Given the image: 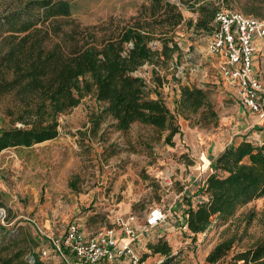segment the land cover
<instances>
[{"label": "rangeland", "instance_id": "1", "mask_svg": "<svg viewBox=\"0 0 264 264\" xmlns=\"http://www.w3.org/2000/svg\"><path fill=\"white\" fill-rule=\"evenodd\" d=\"M25 1L0 0V15ZM69 1L73 5L70 19L83 28H95L111 23L119 27L129 24L139 15L142 6L149 5L152 0ZM170 1L181 7L185 19L176 28L174 41L179 49L167 62L147 63L136 74L154 85L152 70L155 68L159 77L155 83L157 91L173 112L181 86L195 85L208 90L218 121L202 120L201 111L191 114L189 119L179 116L177 123L181 132L171 144L166 140L168 131H158L141 122L133 123L127 131H117L111 126L112 119L103 116L95 127L102 107L93 97H85L78 106L61 116L59 130L64 137L0 152V250L4 256L22 250V258L32 263V256L39 255L41 248L47 246L42 233L62 235L69 224L78 220L85 234L100 232L115 226V219L121 213L124 217L134 214L139 223H144L155 205H161L168 212L164 225L175 227L176 237L171 244L177 258H171L167 264H208L206 253L237 229L243 235L241 247L263 235L264 197L239 208L225 224L214 221L205 234H198L196 238L187 236L171 208L164 203L176 198L185 186L191 191L189 196L185 192L186 199L195 195L192 190L204 177L199 168L207 169L210 159L207 145L218 142L220 135L229 128L230 118L236 115L239 104L234 88L221 76L219 59L208 52L209 33L189 23L202 16L201 11H193L191 5L195 2V8L205 5L220 11L232 9L244 13L252 10L253 15L262 17L264 0ZM67 21H62L63 27L69 30L71 26ZM171 35L169 33L168 38ZM162 43L157 39L151 45L161 50ZM259 53L264 56L263 50ZM152 95L157 97L156 93ZM4 123L8 125L9 118L6 117ZM3 125L2 121L0 126ZM183 163L186 166L183 172L188 173V177L195 173L192 180L173 179L176 174L171 175L172 171L182 170L177 167ZM154 171H160L159 178H155ZM249 218L252 219L250 223L247 222ZM230 224L228 234H223ZM163 231L166 230L157 226L144 232L142 251L151 253L147 248L149 243L170 236ZM148 256L150 264L163 259L156 253Z\"/></svg>", "mask_w": 264, "mask_h": 264}, {"label": "trees", "instance_id": "2", "mask_svg": "<svg viewBox=\"0 0 264 264\" xmlns=\"http://www.w3.org/2000/svg\"><path fill=\"white\" fill-rule=\"evenodd\" d=\"M72 9L69 0H26L0 15V122L4 124L0 126V152L58 137L61 116L87 96L102 107L95 127L103 116L112 119L111 126L117 131H127L133 123L141 122L158 131H168L166 140L171 144L181 132L179 116L189 119L191 114L201 111L202 120L218 121L208 90L195 85L181 86L173 112L157 91L155 83L159 77L155 68L154 85L136 74L147 63L167 62L179 49L174 38L176 28L185 19L176 2L152 0L142 6L131 23L122 27L111 23L83 28L70 19ZM191 9H199L202 16L189 23L198 30L205 29L211 36L216 30L219 8L205 5L195 8L194 2ZM246 11L239 12L264 20V16ZM64 19L69 20L71 29L63 27ZM169 33H172L170 38ZM157 39L163 42L161 50L151 45ZM6 117L8 125L4 123ZM212 168L200 185L195 186L194 200L192 196L186 199L185 193L180 196L185 205L183 221L188 237L205 234L214 221L227 223L239 208L264 197V142L260 145L248 140L232 142L212 162ZM230 228L231 224L223 234H228ZM43 238L49 246L50 240ZM242 238L238 229L223 237L209 251L206 262L264 264V232L246 247L240 246ZM147 248L151 253L139 254L138 264H143L153 253L163 257L155 264H167L171 258H177L164 237L149 243ZM42 250L32 256V263L22 258V250L11 256H4L0 250V264H50L43 258Z\"/></svg>", "mask_w": 264, "mask_h": 264}, {"label": "built area", "instance_id": "3", "mask_svg": "<svg viewBox=\"0 0 264 264\" xmlns=\"http://www.w3.org/2000/svg\"><path fill=\"white\" fill-rule=\"evenodd\" d=\"M215 22L208 52L219 59L221 76L234 88L238 103L264 118V79L255 65L256 41L264 38V20L230 9L219 11ZM167 218V210L154 206L144 223L134 214H119L115 226L90 234L84 233L80 220L74 221L62 235L42 233L50 240L42 256L50 264H138L135 246L140 236ZM181 229L187 231L184 222Z\"/></svg>", "mask_w": 264, "mask_h": 264}, {"label": "crops", "instance_id": "4", "mask_svg": "<svg viewBox=\"0 0 264 264\" xmlns=\"http://www.w3.org/2000/svg\"><path fill=\"white\" fill-rule=\"evenodd\" d=\"M256 50L257 53L255 55V62H256V69L258 72V75L261 79H264V56H262L259 52L260 50H263L264 54V38L257 39L256 41ZM260 56V59H259ZM238 103V101H237ZM170 108V107H169ZM237 113L235 116H232L230 118V125L229 128H227L221 135L220 138L218 139V142H215L214 144L210 142L207 146V152L209 153L208 156H210L208 160V166L207 169H201L199 168L200 173L204 178H206L212 171V162L225 150L227 146H229L232 142H235L236 144H239L243 140H248L253 142L254 144H262L264 142V118L260 116V114L253 113L249 109H245L241 105L238 104L237 106ZM60 125H61V118H60ZM61 134V133H60ZM54 139L46 140L43 142L47 141H54L58 138L64 137V135H60ZM214 140V139H213ZM216 140V139H215ZM214 140V141H215ZM183 166V167H181ZM172 167V166H171ZM170 168V167H167ZM177 168H181L182 170L178 172L172 171L171 175L176 174V177H174V180H192V178L196 177L195 173L193 172V177H188V173L183 172L184 169H186L185 164L183 163L182 165H178ZM174 170V169H173ZM155 178H159L160 171H154ZM191 174V173H190ZM189 174V175H190ZM157 180V179H156ZM159 180V179H158ZM200 185V184H199ZM188 186H185L182 192H180L179 195H176V198L173 200L170 199V201H167L164 203L168 208H171V212L174 211L173 213H176L180 219H176L178 223H183V212L185 210V205L183 204V201H181L179 198L181 195H183L186 192V196H189V189ZM191 192V191H190ZM193 192V190H192ZM195 196H192V199L194 200ZM123 214V213H121ZM182 215V216H181ZM161 226L164 230L163 234H170V236L166 237L168 242L171 244V241L176 237L175 235V227H166L164 223L158 225ZM165 226V227H164ZM144 233L140 236L138 242L136 243L135 250L139 254L142 252L148 253V251H142L141 247V242L144 239ZM171 246L174 248V245L171 244ZM209 251L206 253L205 256ZM150 264V261L145 260L143 264Z\"/></svg>", "mask_w": 264, "mask_h": 264}]
</instances>
